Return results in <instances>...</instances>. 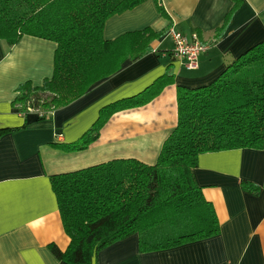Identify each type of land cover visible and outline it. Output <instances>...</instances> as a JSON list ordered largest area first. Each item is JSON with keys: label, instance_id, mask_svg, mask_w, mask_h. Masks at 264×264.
<instances>
[{"label": "crops", "instance_id": "crops-1", "mask_svg": "<svg viewBox=\"0 0 264 264\" xmlns=\"http://www.w3.org/2000/svg\"><path fill=\"white\" fill-rule=\"evenodd\" d=\"M160 1L168 16L158 11L154 0H145L104 24L106 39L148 26L166 29L151 42L152 51L127 60L120 70L43 120L36 110L22 114L12 101L21 83L41 85L52 76L57 43L29 34L11 46L0 39V129L17 127L0 135V264H70L49 248L55 243L64 250L70 242L49 175L115 158L154 164L177 124L178 85L212 82L230 62L264 40V0H242L220 37L215 30L232 0ZM171 27L190 40L197 33L207 45L198 68H188L172 56ZM168 66L174 83L146 104L115 112L88 148L66 151L52 145L77 140L103 106L143 91ZM194 175L214 208L219 234L146 252L139 249L138 234H132L100 250L94 264H264V150L202 153ZM243 180L258 184L259 194L244 191Z\"/></svg>", "mask_w": 264, "mask_h": 264}, {"label": "trees", "instance_id": "trees-1", "mask_svg": "<svg viewBox=\"0 0 264 264\" xmlns=\"http://www.w3.org/2000/svg\"><path fill=\"white\" fill-rule=\"evenodd\" d=\"M144 1L0 0V39L11 46L29 34L57 43L52 76L41 85L30 80L21 83L12 104L24 115L36 110L43 120L120 70L127 60L136 61L152 51L151 42L166 29L156 31L148 26L114 39L103 35L110 16ZM232 1L215 30L216 37L225 32L242 3ZM154 2L168 16L161 1ZM172 83L174 73L168 66L143 91L103 106L77 140L52 145L66 151L88 148L115 112L146 104ZM177 101V124L154 164L134 157L115 158L49 175L70 237L64 250L49 244L59 260L94 264L100 250L132 234H138L141 252L219 234V221L194 169L205 152L264 150V40L230 62L212 82L197 87L178 85ZM15 128L0 129V135ZM241 186L255 195L260 192L259 185L249 180Z\"/></svg>", "mask_w": 264, "mask_h": 264}, {"label": "built area", "instance_id": "built-area-1", "mask_svg": "<svg viewBox=\"0 0 264 264\" xmlns=\"http://www.w3.org/2000/svg\"><path fill=\"white\" fill-rule=\"evenodd\" d=\"M169 33L174 40V47L171 50L172 56L182 61L188 68H198L199 57L206 51L207 45L199 40L197 33L193 35L191 40L175 27H171Z\"/></svg>", "mask_w": 264, "mask_h": 264}]
</instances>
